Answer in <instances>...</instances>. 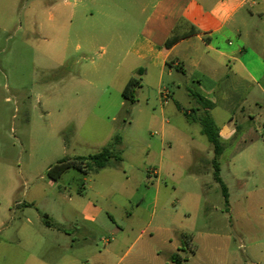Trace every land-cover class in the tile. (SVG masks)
Wrapping results in <instances>:
<instances>
[{"label": "rangeland", "instance_id": "obj_1", "mask_svg": "<svg viewBox=\"0 0 264 264\" xmlns=\"http://www.w3.org/2000/svg\"><path fill=\"white\" fill-rule=\"evenodd\" d=\"M132 1L0 0V29L6 30H0V72L6 75L0 77V220L5 216L9 225L0 234V264H48V253L57 251L53 242L62 244L53 229L36 235L30 247L8 240L25 217L36 231L47 223L58 228L71 213L69 198L78 200L72 209L80 201L100 209L95 224H86L93 234L83 235L84 259L120 247L111 231L133 214L142 218L136 226L145 230L143 241L159 255L147 264H176L170 259L175 252L183 264H264V140L253 151L237 150L235 141L224 148L219 140L226 206L207 163L213 147L197 122L205 110L197 118L199 104L188 105L166 77L170 93L146 88L137 73L145 67L118 40L128 35V43L136 35L139 12ZM65 2L67 16L49 22L55 15L50 6ZM131 77L140 80L133 101L122 96ZM176 102L185 111L193 107L197 121H188ZM258 121L264 133V117ZM115 136L118 161L97 172L69 168L49 177L58 161L98 153ZM252 152L262 156L256 164L249 162Z\"/></svg>", "mask_w": 264, "mask_h": 264}, {"label": "crops", "instance_id": "obj_2", "mask_svg": "<svg viewBox=\"0 0 264 264\" xmlns=\"http://www.w3.org/2000/svg\"><path fill=\"white\" fill-rule=\"evenodd\" d=\"M132 4L139 12L136 35L128 43V35L119 34L118 40L125 42L126 53L138 59L140 67H145L144 71L137 70L138 74L142 73L141 82L146 88L169 92L164 86L166 77L167 84L170 82L172 88L184 95L188 105L193 101L189 91L198 94L212 104L208 114L218 129L223 147L235 141L237 150L253 151L264 140V133L257 129L258 120L264 117V0H133ZM53 6L50 8H54L55 15L48 18L49 22L58 14L67 16L62 12L67 7L66 2ZM68 16L72 23L74 12L69 10ZM65 20L63 17L61 28L65 27ZM0 30L6 31L4 27ZM171 36L179 40L167 47L165 43ZM2 76L6 77L1 71ZM176 104L184 110L180 103ZM199 106L196 107L197 118L203 112ZM186 111L192 115L194 108ZM237 113L240 118L236 117ZM223 151L221 147L218 163ZM191 152L195 157L200 153L197 148ZM256 155L250 153L249 162L256 164L257 158L262 157ZM213 158L215 155L207 162L210 166ZM232 175L237 176L235 172ZM156 196L157 191L154 199ZM68 201L71 213L62 217L58 228L47 223L36 231L34 222L23 216L19 230L17 228V233L14 231L8 241L17 245L23 241L30 247L36 235H46L53 229L62 244L53 242L57 251L48 253V264H147L148 259L159 257L158 252L143 241L145 230L140 231L136 226L142 218L129 214L124 226L116 225L110 234L120 247H108L91 253V260L84 259L83 235L93 234L86 224H95L100 209L81 201L79 209H72L78 200L69 198ZM6 210L7 213L11 210L8 204ZM4 217L0 220V234L9 228Z\"/></svg>", "mask_w": 264, "mask_h": 264}, {"label": "trees", "instance_id": "obj_3", "mask_svg": "<svg viewBox=\"0 0 264 264\" xmlns=\"http://www.w3.org/2000/svg\"><path fill=\"white\" fill-rule=\"evenodd\" d=\"M179 40L177 36H171L167 39L165 46L170 47L175 42ZM140 86V80L138 78L131 77L125 84L122 90V96L125 99L133 101V96L135 90ZM189 97H191L195 102H197L205 110V114L201 119H193L191 115L184 111L179 105L178 109L183 112V115L188 121H197L201 128L202 134L206 137L207 141L212 145L215 158L212 160V166L214 169L213 177L216 182L220 183L222 189V195L224 204L228 205V192L227 188L223 184L221 178L219 177V163L218 156L221 154V147L219 143L218 129L214 122L211 120L208 110L212 107V104L193 91H189ZM120 146V138L115 136L111 143L108 146L103 147L98 153L89 155L87 157H78L72 160H61L56 164L52 165L48 170V175L51 179L55 180L61 176L69 168H74L84 174L93 167L92 171H100L109 166V162L114 159L118 161V154ZM170 259L176 264H183V258L179 255L178 252L172 253Z\"/></svg>", "mask_w": 264, "mask_h": 264}]
</instances>
